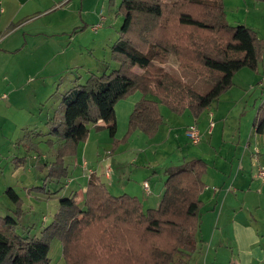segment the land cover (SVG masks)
Masks as SVG:
<instances>
[{
  "label": "trees",
  "instance_id": "16d2710c",
  "mask_svg": "<svg viewBox=\"0 0 264 264\" xmlns=\"http://www.w3.org/2000/svg\"><path fill=\"white\" fill-rule=\"evenodd\" d=\"M181 4L186 9L178 11L175 23L205 33L200 39L195 31L191 33L192 39L201 40L199 46L191 41L188 49L175 50L170 39L166 43L155 37L153 28L163 31L168 9L177 11ZM119 11L123 20L110 50L117 68L91 73L83 83L68 88L46 119L45 132L33 127L18 141L37 158L42 154L41 142L53 149V159L42 164L48 166L49 181L67 179L65 158L74 156L87 140L89 125L106 129L116 144L115 106L121 99L141 94L129 115L125 137L138 129L151 134L163 119L158 104L174 112L188 109L198 116L230 88L238 70L255 69L264 59L263 40L244 24H229L223 0H121ZM171 50L182 66L190 60L192 68H188L198 71L209 84L208 90L195 89L159 64ZM133 67L145 73L139 74ZM91 104L95 114H91ZM263 127L264 101L255 122L257 131ZM25 158L18 157L15 166ZM206 168L200 158L173 168L164 180L158 206L144 209L135 196L112 194L93 169L89 173L83 167L88 181L82 199L77 197L76 187L67 186L70 192L59 196L58 208L40 235L18 233L13 216H0V264H52L49 242L55 237L61 241L65 264H187L198 246ZM4 192L16 211L23 212L22 199L14 188L8 186Z\"/></svg>",
  "mask_w": 264,
  "mask_h": 264
},
{
  "label": "rangeland",
  "instance_id": "374dc122",
  "mask_svg": "<svg viewBox=\"0 0 264 264\" xmlns=\"http://www.w3.org/2000/svg\"><path fill=\"white\" fill-rule=\"evenodd\" d=\"M121 0H64L57 7L65 8L66 5L76 6L77 19L80 21L78 28L74 29L71 27L70 31L64 29V33L56 31V35H37V43L29 42L27 45L23 44L22 48L16 52H12L11 57H5L0 59V67L6 68L1 76L4 80H0V84H10L12 87L18 89L15 95V103L9 109L4 108L5 118L8 120L7 123H2L10 127H14L16 130L20 124L29 119L31 116L30 124L28 127L37 126L39 130L45 132V122L53 110L57 107L60 102L62 93L68 88L74 86L77 83H83L91 73L102 74L103 72L108 73L112 69L117 68L118 63L113 59L111 55V46L119 37L118 31L122 24L123 16L119 11V5ZM168 3L173 0H166ZM230 3V2H229ZM224 4V3H223ZM225 8V5H224ZM180 9H186L181 4L177 11L168 9L167 21L163 24V31L157 27L153 28L155 37H161L166 43H169L170 39L173 42L175 50H184V46L188 49L191 46V41L194 45L199 46L201 40H194L191 38L192 32L196 29L177 25L175 22L178 11ZM225 18L226 21L233 24L232 19H236V16H242L243 10H239L238 13L234 12L233 9L229 8L226 3ZM98 20V16L100 15ZM58 16L44 14L42 18H38L35 21L29 23L24 28L26 30L30 28H43L48 34L51 29V25L55 22H60L63 19L76 20V15L68 12H59ZM81 19V20H80ZM3 20V19H2ZM100 24L96 29H93V25ZM7 28L6 25L0 23V36L3 35L4 30ZM74 29V30H73ZM77 31V32H76ZM201 32L195 31L194 36L200 39L201 34L205 33L204 30ZM10 34V36H8ZM17 35L24 36L23 29L17 31L7 32L8 36L4 40V44L10 38H14ZM35 37V36H33ZM36 38V37H35ZM32 39V38H31ZM37 45V48L31 49V46ZM195 49V48H193ZM196 49H199L196 47ZM167 52L160 61L166 70L171 72L174 76L179 77L183 82L191 85L199 91H206L209 89L207 84L197 73V70H192L187 61L185 66L181 65V60L174 54V52ZM9 62L8 65H6ZM191 67V68H188ZM133 70L139 74L145 73L143 69L133 67ZM6 94L7 90H5ZM136 95V93H135ZM141 95V94H139ZM133 96L130 95L132 99ZM124 101V100H122ZM26 105V107L24 106ZM33 104V105H32ZM216 102H212L210 107H214ZM91 114L96 113V108L93 104L90 105ZM160 113L163 115V122L161 126L152 136H147L139 130L131 132L127 137L125 133H121L120 130L115 133V136L119 138V143H122L118 150L112 154L107 153L108 165L110 162H114L115 168H120V163H129V167L133 165H139L143 160H148L150 168H148V177L152 178L156 174L152 173L153 168L158 169L157 176L161 177V183L165 180L169 171L180 164H184L193 158H202V150L199 144H193L185 136V125L187 122L188 111L174 112L168 109L163 104H158ZM232 120H236L235 113L230 115ZM27 124V123H26ZM90 126V137L96 136L95 130L97 129L93 125ZM98 131H103L99 129ZM126 132V131H125ZM106 138H110L108 131H103ZM101 134H97L99 136ZM43 137V136H41ZM95 138V137H94ZM39 138L36 139V141ZM96 139V138H95ZM39 143V142H38ZM89 148L92 149L95 146V141L89 142ZM109 145V142H100V148L105 149V146ZM212 152H208L211 157L208 159L209 169L212 166L213 160L219 161L216 157L215 151H219L221 148L219 144H212ZM111 146V145H110ZM114 148L116 144H112ZM13 142L8 138L0 136V216L11 215L17 221L16 231L21 234H41V230L51 220L58 208L59 196L64 193H69L67 186L64 184L68 178L71 180L81 176V167L72 165L70 157L65 158V163L68 168V176L66 180L60 182L49 181L46 176L48 169L40 170L39 165L53 159V149L41 142L39 144L42 154L39 158L33 156L31 152L26 156L25 162L21 163V167L15 168L13 163L19 162L16 158V162L8 157L16 150ZM225 145L223 146V152ZM24 151V150H23ZM11 152V153H10ZM100 155L102 151H99ZM205 153V156H208ZM23 154V153H20ZM199 154V155H198ZM97 162L100 160V156H97L93 152ZM103 155V154H102ZM20 157V155H19ZM109 157L112 160H109ZM204 157V156H203ZM89 166L86 168H96V161L90 162L88 155L85 157ZM133 158V162H131ZM181 160L177 161V159ZM206 160V159H205ZM179 162V163H177ZM42 167H45L42 165ZM84 167V166H83ZM46 168V167H45ZM75 170V171H74ZM73 172V173H72ZM110 174V173H109ZM126 174H129L126 171ZM101 180L105 181L104 174L98 175ZM12 186L17 194L22 199V211L17 212L16 206L9 200L5 194V188ZM78 190L77 197L79 198L80 189ZM124 191L112 193L114 195L123 194ZM142 196V195H141ZM143 198V196H142ZM161 199V197H160ZM159 199V202H160ZM139 201H141L139 199ZM142 203V201H141ZM159 204V203H158ZM157 204V206H158ZM156 207V206H155ZM154 208V207H149ZM147 209V207H144ZM206 212V204L201 209V219ZM198 246L201 244L200 233L197 234ZM62 244L58 238H52L49 242L48 258L52 264H65L62 255ZM197 250H195L196 252ZM224 249L220 251L223 252ZM198 253H194L196 256ZM191 256L190 257H194Z\"/></svg>",
  "mask_w": 264,
  "mask_h": 264
},
{
  "label": "crops",
  "instance_id": "0c3cea01",
  "mask_svg": "<svg viewBox=\"0 0 264 264\" xmlns=\"http://www.w3.org/2000/svg\"><path fill=\"white\" fill-rule=\"evenodd\" d=\"M62 1L64 0H0V23L7 26L3 35L0 36V59L10 58L12 52L21 49L23 46L21 41L26 45L29 42L36 44L37 35L52 36L57 34L56 31L64 33V29L70 31L71 27L78 28L80 21L77 19L76 6L68 4L65 8L57 7ZM223 3L225 10H227L226 3L236 13L242 9L243 15L232 19L233 23L250 27L264 42V0H223ZM59 12H68L69 15L73 13L76 15V20L67 18L60 22L56 21L54 25L52 24L48 28L51 29L50 34L45 30L49 26L28 30L24 28L36 19L42 18L44 14L58 16ZM97 16L99 20L101 14ZM18 29H23L24 36L17 35L4 44V40L10 36L9 34L4 37L6 33ZM35 48L37 45L31 46V49ZM5 69L0 67V80H4L1 73ZM12 86V83L0 84V136L8 137L12 142L14 140L16 150L8 157L16 162L15 157L18 159L19 155L20 157L29 155L18 144L19 139L25 131L37 126H27L30 124L31 116L23 121L16 130L14 127L2 124L8 122L5 118L4 108L9 109L14 105L16 101L14 95L19 92L17 87ZM135 93L131 95L133 96L132 99H128L130 98L128 96L121 99L115 106L116 133L119 130L122 134L127 131L129 115L135 102L140 98V93ZM263 101L264 59L255 69L243 67L238 70L233 77V84L215 100L216 104L213 108L208 106L198 116H194L188 109H185L188 111L184 128L185 136L189 140L186 129L190 124H196L200 131V141L197 144L200 145L201 155L204 156H200L202 157L200 159L207 164L203 176L205 185L200 194L203 205L206 204V212L202 216L200 226L202 242L196 249L197 251L192 253V256L194 253L198 254L189 257L187 264H264V180L255 176L256 166L264 165V127L260 132L255 128L257 110ZM24 106L26 107L25 104ZM233 112L235 113V121L230 118ZM210 120L213 121L211 130H209ZM97 124H102V121L98 120ZM100 129L105 131L103 128ZM98 130L94 131L96 139L90 137L91 134L89 133L87 140L78 147L77 153L70 157V162L75 168L81 164L82 174L72 180L68 178L70 181L68 187L74 186L76 189H80L79 199H82L88 181L83 163L85 162L86 166H89V162L85 158L87 155L90 162H95L96 159L93 155L95 152L97 156H100V160L95 162L96 168L92 169L97 176L101 173L104 174L105 181L98 177L110 192L124 191L123 193L140 199L143 207H157L164 187V181L161 183V177L157 176L158 169L152 167V173L156 176L149 178L148 168L151 165H149L148 160H143L139 165L132 164L130 167L128 166L129 163L119 162L118 167L120 168L117 169L112 161L109 165L110 174H106L105 169L109 164L107 153L113 155L120 146L122 147V143H119V138L115 136L116 146L111 148L113 147L112 140L106 138L103 131ZM139 131L147 136L157 133L156 131L151 134L142 130ZM97 134L101 135L97 136ZM90 141H95V146L92 149L88 145ZM102 141L109 142L104 150L100 148ZM212 144H221V148L219 151L214 150L219 161L213 160L209 169L207 161L211 157L209 153L214 147ZM224 145V151L220 152ZM255 148L258 150L256 153ZM99 151H102L103 155H100ZM205 153H208L206 154L208 156H205ZM109 160L111 161L112 158L109 157ZM179 160L181 158L177 159V161ZM131 162L134 163L133 158H131ZM13 166L17 168L14 163ZM44 166L46 168L40 164V170L48 169V166ZM18 167H21V164ZM126 171L129 174H126ZM145 181L148 188L143 186ZM214 187L216 188L214 189ZM76 192L78 194V190ZM222 249L224 251L220 254Z\"/></svg>",
  "mask_w": 264,
  "mask_h": 264
},
{
  "label": "built area",
  "instance_id": "2783aa9c",
  "mask_svg": "<svg viewBox=\"0 0 264 264\" xmlns=\"http://www.w3.org/2000/svg\"><path fill=\"white\" fill-rule=\"evenodd\" d=\"M100 26V24H96V25H93V29H96ZM3 96H5V94H3ZM213 126V121L210 120L209 121V130H211ZM186 134H187V137L189 138V140L194 143V144H197L199 141H200V131L198 129V127L196 126V124H190L187 129H186ZM257 148H255V153L257 152ZM83 166L86 168V163L84 162L83 163ZM89 173H91L92 169L90 168H86ZM111 171V168L109 167V165L106 167L105 169V173L106 174H109ZM255 176L260 178V179H263L264 180V165H258L256 166V170H255ZM143 186L145 188H148V184L147 182L145 181L143 183Z\"/></svg>",
  "mask_w": 264,
  "mask_h": 264
}]
</instances>
